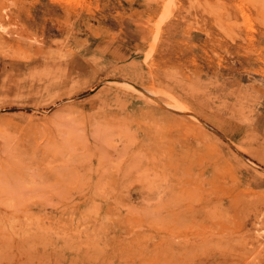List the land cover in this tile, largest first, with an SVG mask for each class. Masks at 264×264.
Segmentation results:
<instances>
[{
    "label": "rangeland",
    "instance_id": "1",
    "mask_svg": "<svg viewBox=\"0 0 264 264\" xmlns=\"http://www.w3.org/2000/svg\"><path fill=\"white\" fill-rule=\"evenodd\" d=\"M0 264H264V0H0Z\"/></svg>",
    "mask_w": 264,
    "mask_h": 264
}]
</instances>
